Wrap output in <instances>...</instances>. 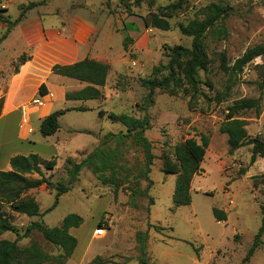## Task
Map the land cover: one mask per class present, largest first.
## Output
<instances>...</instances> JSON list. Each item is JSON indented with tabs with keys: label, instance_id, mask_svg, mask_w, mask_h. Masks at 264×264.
Segmentation results:
<instances>
[{
	"label": "rangeland",
	"instance_id": "1",
	"mask_svg": "<svg viewBox=\"0 0 264 264\" xmlns=\"http://www.w3.org/2000/svg\"><path fill=\"white\" fill-rule=\"evenodd\" d=\"M177 1L155 0L152 11ZM210 3H221L231 8L230 15L225 20L227 38L219 42L207 40L208 54L211 58L208 79L215 90L226 91V87L230 86L229 96L222 104L216 106L214 102L200 99L203 110L197 109L189 113L184 98L168 93H155V104L149 109L151 128L145 132L146 137L153 142V153L156 156L149 175L153 181L148 188L152 204L148 197H138L131 201L129 192L122 189L117 190L114 198L113 187L101 185L87 169L79 173L77 181L71 186L68 185L64 170L66 159L78 157L82 147L91 149L94 140L90 138L91 134L90 137L82 135L88 132L65 135L64 139H59L58 142L55 138L47 139L40 135L35 146L29 143L24 145L25 148L32 146L31 148L38 151L45 160L55 159V169L46 173L47 178L53 184H64L70 188L69 193L61 196L58 205L49 212L47 209L54 202L55 190L48 192L46 189H39L35 192L42 214L40 221L46 226H59L62 218L68 214L81 216L83 219L81 225L69 232L78 240L80 246H85L91 236L94 239V230L104 214H108L110 225L106 226V236L100 240H92L91 252L87 256L90 257L89 262L99 256L102 259L99 264H137L139 244L136 234L147 232L145 255L147 264H242V259L260 228V205L264 203V156L257 158L255 163L250 165L251 146H245L233 155L226 153L223 146L220 154L213 146L208 149L202 163L203 172H200L191 184V204L175 211L171 210L175 176L165 175L157 167L161 151L167 148L164 144L172 146L187 137L199 134L211 137L223 121L226 107L241 98H260L258 116L251 110L242 113L240 117L247 123L249 137L264 140V87L262 89L259 87V70L255 68L256 65L264 64V57L253 60L239 76L230 80L220 70L218 60V54L224 51L232 63L246 49L264 44V0H183V9L170 20L172 29L156 31L153 62H158L157 64L167 62L165 47L174 45L190 47L191 39L182 36L177 25L186 24L194 19ZM0 7L8 8L7 15L10 20L21 13L19 8L11 6V0H0ZM148 9L147 4H142L135 8L133 13L145 16ZM3 31L1 30V33ZM25 45L21 38L11 39L10 31L0 46V64L3 65L10 60L11 47L20 48ZM150 73L119 79L120 87L115 86L114 90L107 91L112 100L99 109L106 113H127L136 118L142 117L139 104L146 90L139 85L138 79L147 77ZM201 76L205 77L203 73ZM124 87L126 90L123 94L126 99L123 103L118 96ZM201 89L205 92L208 90L205 86H201ZM208 94L211 97L213 93ZM98 110L86 113L67 112L61 121V134H65L67 127L92 130L99 126L104 130L101 136L99 135L100 139L107 133L115 135L125 133L122 125L99 116ZM115 143L113 139L110 146L114 148ZM17 146H20L19 143ZM120 149L125 155L121 164L131 170V174H135V169L143 162L142 151L129 141ZM242 169L246 171L244 175H240ZM130 179L133 184L135 180L132 177ZM146 186L144 181L140 182V189L143 190ZM213 208L224 210L227 213V221H216L212 213ZM5 214L21 231L30 222L23 215L16 214L8 208H5ZM20 225L22 227H19ZM14 237L13 233L6 232L0 235V240H11ZM261 240L263 244L245 264H264V236ZM33 241L45 251L57 253L52 245L34 231L28 238L18 241V245L26 247ZM98 245L99 249L94 251ZM198 247H201L199 257L196 253Z\"/></svg>",
	"mask_w": 264,
	"mask_h": 264
},
{
	"label": "trees",
	"instance_id": "2",
	"mask_svg": "<svg viewBox=\"0 0 264 264\" xmlns=\"http://www.w3.org/2000/svg\"><path fill=\"white\" fill-rule=\"evenodd\" d=\"M154 1L118 0L117 5L123 13L131 15L135 8L147 4L149 9L143 17L145 27L161 31L171 30L170 20L183 9V0H178L152 11ZM45 2L38 1L21 5V13L17 18L11 20L7 15V9L0 7V23L6 26L0 37V43L6 38L11 29L21 22L28 10ZM105 6L110 9V0L106 1ZM230 9L229 6L221 3H210L194 19L186 24L179 23L177 25L180 34L191 39L190 47L182 45L165 47L167 62L155 65L149 76L138 79L139 85L146 90V94L139 104V109L143 113L142 117L136 118L127 113L99 111V116L106 114V118L112 123L122 125L125 128V133L119 135L105 134L99 140L98 145L79 162L67 158L64 170L69 186L77 181L79 173L83 169H87L101 185L113 187L114 198L117 190L122 189L129 192L131 201L138 197H148L150 204L153 203L152 198L148 196V188L153 184L149 175L156 156L153 153V142L146 137L145 132L151 128L149 109L155 104V93H168L184 98L189 113L197 109L203 110L201 102H199L200 99L214 102L216 106L222 104L228 98L230 86L226 87V91L215 90L212 82L208 79L211 58L208 54L209 44L207 40L219 42L227 38L228 31L225 20L230 15ZM218 57L220 70L230 80L239 76L253 60L264 57V44L246 49L232 63L229 62L224 51L220 52ZM28 58L26 55L17 58L13 62V71L17 72L18 66ZM255 68L259 70V87L262 89L264 87V64L256 65ZM51 71L53 74L88 83L89 85L84 89L65 95L67 101H88L103 97L99 88L104 87L106 84L109 66L85 58L71 65H54ZM201 73L204 74V78H202ZM124 78V75H119L115 85L120 87L119 79ZM201 86L207 87V92L203 91ZM42 88L41 85L39 88L40 94H43ZM208 93L213 94L210 97ZM260 102V98L235 100L226 107V114L218 129L220 133L226 134L228 137L226 145L229 155H233L245 146H251L250 165L255 163L257 158L264 156V140L258 137H249L246 130L247 123L240 115L252 110L258 116L261 107ZM77 110L86 111L82 107L77 108ZM67 111L69 110L54 111L42 119L39 126L42 137L47 138L57 133L60 128L59 119ZM113 139L116 141L114 148L110 146V141ZM128 141L138 147L143 154L142 165L135 169V174H131V170L121 164L125 155L120 147ZM209 142L208 136L199 134L187 137L172 146L164 144L167 148H163L158 160L160 161L161 172L165 175L175 176L172 211L191 204V184L193 178L203 172L201 166ZM9 164L11 168L9 171H0V235L10 232L15 235V239L0 240V264H67L77 246L76 238L69 231L81 225L83 221L81 216L68 214L63 217L57 227H48L43 221H30L25 229L21 231L11 223L5 214V208H8L10 211L28 218L42 216L38 202L27 193L30 190L38 189L43 184L49 189L55 190L54 202L47 212L57 206L60 196L70 191V188L64 184H53L45 177L46 173L53 172L55 169V159L44 160L36 154L17 155L10 159ZM245 172L242 169L240 175H244ZM33 175H37L38 178H34ZM130 177L135 180L133 184H131ZM141 181H144L147 185L143 190L140 189ZM212 213L216 221H227V213L224 210L213 208ZM260 213V228L254 235L252 243L242 259V264L248 263L255 251L263 244L261 238L264 236V203L260 205ZM103 217L97 227L102 223ZM33 231L39 233L47 243L56 249L57 253L45 251L35 241L26 247H20L18 241L28 238ZM236 238L235 236L234 239ZM136 240L139 244L137 264H147L145 258L147 232H138ZM200 249L201 247L196 249L198 257ZM101 261V257L97 256L88 264H99Z\"/></svg>",
	"mask_w": 264,
	"mask_h": 264
},
{
	"label": "crops",
	"instance_id": "3",
	"mask_svg": "<svg viewBox=\"0 0 264 264\" xmlns=\"http://www.w3.org/2000/svg\"><path fill=\"white\" fill-rule=\"evenodd\" d=\"M38 1L46 2L27 11L21 22L11 30V39L21 38L26 45L20 48L11 47L10 60L4 62L3 65L0 64V171L11 169L9 162L13 156L36 154L41 159L44 158L38 151L32 149V146L25 148L24 145L25 143L34 146L37 144V138L41 135L37 132L40 123L54 110H69L67 112L77 113L94 112L95 109L98 110L103 104L112 100V96L107 91L115 89L119 75L131 77L140 76L145 72L150 73L158 63L153 62V44L157 30L145 27L144 15L123 13L118 8V0H110V9L105 6L107 0H11V6L14 5L20 10L21 5ZM5 28L6 26L0 23V33L1 30L5 31ZM21 55L29 58L18 66L17 72H14L13 62ZM85 58L109 66L106 84L99 88L103 97L98 100L67 101L66 94L78 92L89 84L53 74L51 69L54 65H71ZM156 59L159 60L158 57ZM41 85L43 94L39 92ZM125 90L126 87L121 89L118 96L123 103L126 99L123 94ZM36 98L42 100V106L29 109L27 122H24L20 108ZM80 107L85 108L86 111H78L77 108ZM99 111L100 109L98 114ZM66 113L59 119L60 128L57 133L47 139L55 138L58 142L59 139H64L65 135L88 132L82 135L90 137L89 134H91L90 138L94 139L91 149L82 147L78 157H69L79 162L98 145L100 134L104 130L100 126L92 130L67 127L65 134H61V121ZM218 129L219 127L213 132L214 135L209 137L208 149L213 146V149L219 152L223 146L227 153L228 137L220 133ZM157 167L160 169V161ZM33 177L38 178L37 175ZM45 177L48 176L45 174ZM39 189L52 192L43 184L27 194L36 199L34 194ZM39 210L41 213L40 206ZM26 219L40 221V217H26ZM105 236L106 233L101 236L93 233V238L97 240ZM94 239L91 236L89 243L85 246H80L77 240V246L67 264H87L90 261V257L87 256L91 252V242ZM94 249V251L98 250L99 245Z\"/></svg>",
	"mask_w": 264,
	"mask_h": 264
},
{
	"label": "built area",
	"instance_id": "4",
	"mask_svg": "<svg viewBox=\"0 0 264 264\" xmlns=\"http://www.w3.org/2000/svg\"><path fill=\"white\" fill-rule=\"evenodd\" d=\"M40 106H42V100L39 98L33 99L28 104L21 106L20 111H21L23 121L27 122V115H28L29 109L40 107ZM107 225H110L108 214L104 215L102 223L100 224L99 227L95 229V235L96 236L103 235L106 232Z\"/></svg>",
	"mask_w": 264,
	"mask_h": 264
}]
</instances>
